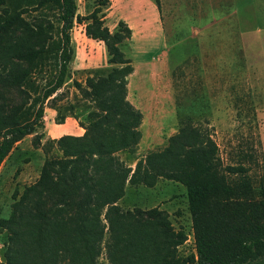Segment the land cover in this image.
<instances>
[{
    "label": "rangeland",
    "instance_id": "1",
    "mask_svg": "<svg viewBox=\"0 0 264 264\" xmlns=\"http://www.w3.org/2000/svg\"><path fill=\"white\" fill-rule=\"evenodd\" d=\"M4 1L0 5V62L7 61L2 63L6 69L18 70V66L24 71L21 87L29 99L21 113L30 114L37 108L33 99L56 72L60 9L49 0ZM154 1L163 33L156 26L144 32L130 30L129 35L120 15L129 20L139 15L150 18V8L142 0H76L73 59L84 62L85 68L77 70L72 59L69 78L44 104L43 126L16 142L0 165V264L8 241L5 222L13 204L38 181L45 162L43 147L51 144L56 149L61 137L84 135L90 122L88 115L96 98L94 94L81 96L74 83L86 89L91 67H124L110 63L107 45L88 38L87 26L94 31L105 27L111 35L117 34L121 40L117 49L133 68L125 80V99L141 116L140 138L132 150L115 154L119 162L134 171L140 159L162 151L171 137L189 126L214 142L221 175L237 189L221 202L220 210L206 217V224L231 235L228 226L240 225L239 211L264 200V0ZM41 45L43 51H39ZM7 46H18L20 52L2 53ZM112 60L118 61L117 57ZM144 61L150 62L145 65ZM8 93L0 90L3 113L9 110ZM60 125L69 134L49 137L60 135L56 132ZM35 136L40 138L38 148L32 144ZM116 206L143 217L149 211L163 213L180 234L181 264L198 263L196 221L182 184L165 179L153 187L127 183ZM98 262L109 264L104 248Z\"/></svg>",
    "mask_w": 264,
    "mask_h": 264
},
{
    "label": "trees",
    "instance_id": "2",
    "mask_svg": "<svg viewBox=\"0 0 264 264\" xmlns=\"http://www.w3.org/2000/svg\"><path fill=\"white\" fill-rule=\"evenodd\" d=\"M49 1L61 14L58 62L53 79L32 101L35 111L21 113L29 99L21 87L24 71L18 66V70L6 69L2 63L7 61L0 62V90H8L10 96L9 110L0 109V165L16 142L43 126L45 102L70 75L76 0ZM4 2L0 0V5ZM99 28L87 26L86 36L103 41L110 63L124 67L96 70L86 79V89L74 83L81 96L96 98L90 122L84 135L63 136L56 149L51 144L43 147L45 162L38 181L13 204L5 222L8 241L2 264H99L103 248L109 264H181L180 234L173 231L167 216L154 211L147 217L132 215L116 206L127 183L153 187L159 179L178 182L187 190L196 221L197 264H264V200L239 211L240 225L228 226L231 235L205 223L237 191L221 175L217 147L205 132L182 127L166 148L140 159L134 171L115 157L139 141L141 116L125 99V80L133 68L117 49L120 37ZM127 32L131 34L128 27ZM43 50L41 45L39 51ZM1 52L20 51L18 46H7ZM116 57L118 61L112 60ZM95 77L101 78L94 81ZM32 144L40 147V138L33 137Z\"/></svg>",
    "mask_w": 264,
    "mask_h": 264
},
{
    "label": "crops",
    "instance_id": "3",
    "mask_svg": "<svg viewBox=\"0 0 264 264\" xmlns=\"http://www.w3.org/2000/svg\"><path fill=\"white\" fill-rule=\"evenodd\" d=\"M142 2L144 4H146L149 8H150V18H146V17H136L135 20H129L126 18V16H121L120 15V20L131 30V31H135V30H140L141 32L147 31L149 28L152 27H156L158 26L160 31L163 33L162 31V27L160 24V19H159V13H158V8L157 5L155 3L154 0H142ZM129 12V11H128ZM128 14V13H127ZM77 54V51L75 52ZM74 61L75 63V67L77 68V70H81V68H85V64L84 62H78L75 59H73V63ZM150 61H144L142 62L143 64H148ZM77 64V66H76ZM88 68V67H87ZM96 68V67H95ZM91 67V74L90 77L94 76V72L96 71V69ZM108 68V67H107ZM76 70V69H75ZM89 70V69H88ZM68 121V120H66ZM64 125H60L56 132L60 135L56 136L55 134L49 135V137L51 138H59L61 136H63L64 134H69V132H65L67 129L61 130L60 128H62ZM72 129V128H71ZM74 132H76V130L73 128ZM83 130V129H82ZM75 136H81V132H77L75 134Z\"/></svg>",
    "mask_w": 264,
    "mask_h": 264
}]
</instances>
